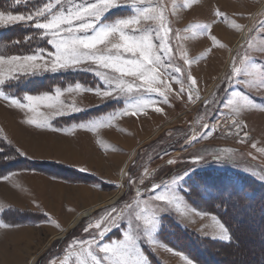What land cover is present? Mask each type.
<instances>
[{
    "label": "rangeland",
    "instance_id": "rangeland-1",
    "mask_svg": "<svg viewBox=\"0 0 264 264\" xmlns=\"http://www.w3.org/2000/svg\"><path fill=\"white\" fill-rule=\"evenodd\" d=\"M44 2L45 0H27L26 3L15 5L14 0H6L8 5L1 6L0 10L14 14L30 13ZM161 2L167 9V17L173 30L170 34L174 50L173 63L184 69L183 75H175L185 81V94L180 98L176 94L179 93L181 85L174 81H169L172 92L168 94L167 104L160 102L161 98L153 97L158 101L156 106L163 108V114L149 108L146 114L119 118L114 122V127L100 129L95 134L96 137L80 129L65 135L38 131L41 129L22 123L25 113L0 100V205L4 206L0 211V223L12 225L9 228H0V264H29L33 257L34 264H49L50 261L60 264L71 244L97 236L98 230L95 228L87 232L84 230L89 224L100 219L113 207L117 210L112 213L113 216L118 215L121 210L127 212L125 205L136 199L137 189L143 193L142 199H146L151 195L153 184L170 183L173 178L185 172L189 175L178 183L177 192L184 198L189 209L210 215L203 218L191 213L181 216L175 210L162 213V225L157 234L159 246H150L144 242L141 244L149 264H186V260L175 253L183 254L192 264H201L192 259L185 250L172 244V237L178 229L182 232L184 229L194 238L205 240L221 264L262 263L264 229H257L259 216L252 213L256 218L252 217L248 221V232H243L245 226H242L241 230L238 229L239 234L242 231L240 239L233 236L232 232L230 243L212 239V231L208 225L211 224V215H217L198 206V194L192 187V180L205 173L221 172L231 176L237 174L262 185L264 190V180L260 178L264 176V154L251 147L252 143H257L258 148L264 147V112L245 113L241 120L247 127L238 130L232 127L228 110L224 108L226 99L235 88L225 82L231 70L232 60L235 58L237 63L239 62L247 50L248 38L253 35V30L259 22L264 21V0H199L194 6L178 11L176 15H172V0ZM216 3L221 5V12L228 17L227 23L221 22L214 15L216 9H219L214 5ZM128 14L126 8L114 9L107 14V19L113 20ZM231 21L245 26L244 30L232 29ZM205 22L212 25L210 35L215 36L225 47L214 46L207 35L181 40L175 38L177 30L182 37H191L192 33L184 30L190 25L206 24ZM19 26L23 25L0 26V32ZM45 49L53 50L48 44ZM181 50L188 53L189 59L198 62L190 67L185 65L179 58ZM250 54L254 55L258 62H264V55L256 52ZM0 55L27 54L11 53L4 45ZM189 72L197 80L200 96L199 100L192 102L188 101L186 95ZM45 75L51 89L46 87L49 90L40 91L39 94L54 92L56 87L64 89L75 83L90 88L103 87L98 77L84 70L41 72L36 77ZM27 78L32 76L22 77L21 81ZM66 82H69L68 85L63 86ZM250 95L257 104H264V91H253ZM62 99L67 103L75 100L83 111L54 117L50 120L51 125L57 120L64 123L65 120L72 119H75V123L71 126L78 125L124 107L115 104H124L123 99L101 100L91 92L66 94ZM212 100H215V103L205 105V101ZM41 111L48 110L42 108ZM8 112L15 120H12L13 123L24 129L17 127L16 130L9 125L11 121ZM202 124H207L209 129L214 130L207 136H201L206 131L201 127ZM245 132L248 133L247 139L241 143ZM193 136L196 139H192ZM98 140L103 142V146ZM105 148L116 150L105 151ZM224 150L229 151L217 160V154ZM20 152L25 155L21 156ZM196 157L203 159L199 163H193ZM78 158L79 162L74 160ZM64 159H72L71 161L79 163L80 168L87 171L81 172L77 168L68 167L63 164ZM169 160H175L176 163L169 165ZM121 169L133 177L135 184H129L127 178L121 179ZM145 170L151 175L144 177ZM253 172L256 175H253ZM5 176L10 179H3ZM141 178L144 179L143 184L140 183ZM120 184L124 186L119 187ZM117 194L119 196L112 203H106V200ZM204 195L209 194L204 192ZM97 200L101 202L100 206L82 216L75 227L68 228L75 216L82 213L87 206L94 207ZM236 214H239L237 210ZM236 214L235 217L239 219L241 216ZM53 221L59 223L64 231L55 228ZM118 223L120 227H113L106 233L102 243L122 238V233L127 230V217ZM237 241L238 245H234ZM74 260L73 256L70 264H74Z\"/></svg>",
    "mask_w": 264,
    "mask_h": 264
},
{
    "label": "snow or ice",
    "instance_id": "snow-or-ice-1",
    "mask_svg": "<svg viewBox=\"0 0 264 264\" xmlns=\"http://www.w3.org/2000/svg\"><path fill=\"white\" fill-rule=\"evenodd\" d=\"M27 0H14L15 5L26 3ZM199 0H172V15L178 11L187 10L197 4ZM126 8L128 15L117 17L113 20L107 19V14L114 9ZM214 15L221 22H228V17L217 9ZM243 18V17H241ZM22 24L38 30L33 35H26L23 41L15 43H29L39 37L44 40L53 50L37 47L27 55H0V100H4L10 107L19 109L25 113L22 123L37 129H50L52 131H63L53 128L50 120L57 116L69 113H79L83 109L76 104L67 103L62 99L66 94L78 95L86 92L94 93L101 100L123 99L124 107L120 110L106 114L102 117L88 119L78 125H73L70 131L77 129L98 133L100 129L114 127L115 121L123 116H139L146 114L151 108L156 113L163 114V108L156 106L158 101L153 97L161 98L160 102L168 103V94L172 92L171 83L177 82L181 85L177 97L185 94L184 80L178 75L184 74V69L173 63L174 50L170 41L172 28L167 17V9L161 0H45V2L30 13L14 14L11 11L0 10V26ZM232 29L243 31L245 26L230 22ZM210 24H194L186 28L185 32H191L192 36L180 35L176 32V39H190L197 36L207 35L214 46L225 47L219 43L215 36H211ZM264 55V21L259 22L247 40V50L237 63L233 58L231 70L226 78L228 85H234L235 90L226 99L224 108L228 110L232 127L242 130L247 127L241 120L245 113L259 111L264 112V104H257L251 97L253 91H264V62H258L250 53ZM179 58L189 67L198 60L188 58V53L181 50ZM204 57H200L203 59ZM81 66H88L82 68ZM67 70H84L92 72L102 82L103 87L90 88L75 83L67 88L56 87L54 92H43L41 94L24 93L22 98L9 95L4 91L6 85L19 86L22 77H31L41 72L56 73ZM189 87L186 95L189 102L199 100L197 80L189 72L187 74ZM215 103V100L205 101ZM48 111H41V109ZM201 127L206 129L201 136H207L214 129H209L207 124ZM239 135V131L237 132ZM248 133H244L246 141ZM192 139H196L195 136ZM103 146L102 141H97ZM251 147L264 154V147H257L252 143ZM114 148H105V151ZM229 150L217 154L220 160ZM23 156L25 153L20 152ZM203 157H196L193 163H199ZM255 159V157H253ZM169 165L176 163L169 160ZM85 172L87 169L80 168ZM121 179L127 178L129 184H135L133 177L123 169L119 173ZM151 174L145 170L144 177ZM189 173L173 178L170 183L153 184L151 195L142 199L143 193L137 189L136 199L125 205L128 210H121L116 216L113 207L104 216L89 224L84 230L87 232L95 228L97 236L91 240L76 241L69 246L66 255L60 264H70L75 257L74 264H149L142 249V242L150 246H159L157 234L162 225L164 212L175 210L179 215L195 214L203 218L210 214L196 212L189 209L184 198L177 192L176 186L185 179ZM253 175H256L253 172ZM264 180V176L260 177ZM8 180L10 177L5 176ZM144 183V179H140ZM123 187V184L118 185ZM38 207V206H37ZM4 209L0 205V211ZM127 217V230L122 233V238L102 243L106 233L113 227L119 228L121 221ZM211 224L208 227L212 231V239L223 242H231L230 229L217 216L211 215ZM53 226L64 231L59 223L52 222ZM103 225V227H102ZM12 225L0 223V228H9ZM98 237V239H97ZM78 249V250H77ZM169 251H172L169 249ZM186 264H192L191 260ZM49 264H54L50 261Z\"/></svg>",
    "mask_w": 264,
    "mask_h": 264
},
{
    "label": "trees",
    "instance_id": "trees-1",
    "mask_svg": "<svg viewBox=\"0 0 264 264\" xmlns=\"http://www.w3.org/2000/svg\"><path fill=\"white\" fill-rule=\"evenodd\" d=\"M7 5L8 3H6V0L0 1V7ZM37 32L38 30L25 25L19 26L16 29H3V31L0 32V50L5 45L7 50L11 53L31 54V51L37 47H47V43L39 37L33 39L29 43H15V41L18 40L23 41L26 35H33ZM47 79V75L41 78L32 76V78L20 81L18 87L15 86V83H12V85L5 87L4 91L16 97H20L23 93L38 94L40 91L51 89V87L49 88L50 82L47 81ZM68 83L69 82H66L63 86L68 85ZM68 121L69 120H65L63 123L60 120L58 125L71 124V121ZM33 167H35V165ZM232 176L229 173L221 172L205 173L202 176L197 175V178L192 180V187L198 194V206L204 211L213 212L219 216L229 227L233 236L240 239L242 231H240L239 234L238 229L240 228L241 230V227L245 226V229L242 230L243 232H248V229H250V227L246 228L248 221H250L252 217H254V219L256 218L252 213H256L260 218V225L258 223L257 229H264V190L261 188L262 185L246 177L244 178L242 175ZM204 192L209 195L205 196ZM236 210L239 214H236ZM242 211L245 212L242 213ZM235 214L241 217L237 219ZM183 231L184 232L181 230L179 231L178 229L176 233L173 232L174 236L171 240L173 245L178 249L185 250L192 259L199 261L201 264H221L220 259L213 254L212 249L208 248L206 245L208 243L205 240L194 238L186 233L184 229ZM238 243L239 241L234 245H238ZM255 256L257 257V255ZM261 260V264H264V257L261 258Z\"/></svg>",
    "mask_w": 264,
    "mask_h": 264
},
{
    "label": "crops",
    "instance_id": "crops-1",
    "mask_svg": "<svg viewBox=\"0 0 264 264\" xmlns=\"http://www.w3.org/2000/svg\"><path fill=\"white\" fill-rule=\"evenodd\" d=\"M215 6H218V8L220 9V11H221V5H218L217 3L216 4H214ZM223 8V7H222ZM213 10H215V9H213ZM217 10V9H216ZM204 22V21H203ZM206 23V22H205ZM206 24H208V23H206ZM234 48H235V46L233 47V50H234ZM236 50V49H235ZM234 50V51H235ZM228 60V59H227ZM2 104H4V103H2ZM4 105H6V104H4ZM122 105H124V104H122L121 103V105L120 106H122ZM6 106H8V105H6ZM125 106V105H124ZM9 107V106H8ZM9 113V112H8ZM9 115H10V113H9ZM12 120H14L13 118H12V116L10 115V121H11V123H9V125L11 126V127H14V129H16L17 127H20L21 128V130L22 129H24V128H22V126H19L17 123H13V121ZM15 121V120H14ZM9 122V121H8ZM54 124V123H53ZM52 124V127L53 128H56V129H60V130H63V131H52V130H50V129H41V130H38V131H42V132H56V133H59V134H65V135H67V134H69L70 133V129H72V127L73 126H71V124L70 125H66L65 127H63V128H58V127H54V125ZM13 130V129H12ZM17 130V129H16ZM37 130V129H36ZM14 131V130H13ZM72 132V131H71ZM84 132H86L87 134L89 133L90 135H93V137L95 136L96 137V133H91V132H87V131H84ZM69 137H70V135H68ZM64 149V148H63ZM76 153H78V151L76 152ZM75 154V153H74ZM116 159V158H115ZM115 159H113L114 160V162H116L115 161ZM66 159H64V161H62V162H64L63 164H66L68 167H72V168H77V170L79 171V169H80V164L78 163H74L73 161H71L72 159H70V161H65ZM75 161H78L79 162V158H78V160L77 159H74ZM66 162H68V163H66ZM64 175V174H63ZM68 175V174H67ZM68 177V176H67ZM89 191L91 192V190L89 189ZM99 201V200H98ZM91 206V205H90ZM90 206H87L88 208H91ZM87 208V209H88ZM84 210H86V207L84 208Z\"/></svg>",
    "mask_w": 264,
    "mask_h": 264
},
{
    "label": "bare ground",
    "instance_id": "bare-ground-1",
    "mask_svg": "<svg viewBox=\"0 0 264 264\" xmlns=\"http://www.w3.org/2000/svg\"><path fill=\"white\" fill-rule=\"evenodd\" d=\"M9 120V119H8ZM117 196H119V194H117V195H115L113 198H111V199H109V200H106V203H112L116 198H117ZM104 199V198H103ZM103 201V200H102ZM104 202V201H103ZM100 201H96V205L94 206V207H91V208H88V207H86V210H84L82 213H80L79 215H77V216H75V218L70 222V224H69V226H68V228H72V227H75L77 224H78V222H79V220L81 219V217L82 216H84V215H86V214H88L89 212H91L92 211V209L94 210L95 208H97L98 206H100ZM88 208V209H87ZM34 261H35V258L33 257L31 260H30V262H29V264H34Z\"/></svg>",
    "mask_w": 264,
    "mask_h": 264
},
{
    "label": "water",
    "instance_id": "water-1",
    "mask_svg": "<svg viewBox=\"0 0 264 264\" xmlns=\"http://www.w3.org/2000/svg\"><path fill=\"white\" fill-rule=\"evenodd\" d=\"M37 263V262H36Z\"/></svg>",
    "mask_w": 264,
    "mask_h": 264
}]
</instances>
